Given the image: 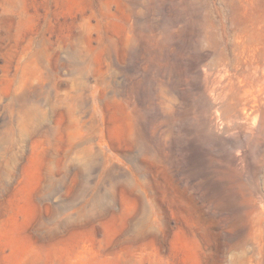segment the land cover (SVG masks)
<instances>
[{"label": "rangeland", "instance_id": "obj_1", "mask_svg": "<svg viewBox=\"0 0 264 264\" xmlns=\"http://www.w3.org/2000/svg\"><path fill=\"white\" fill-rule=\"evenodd\" d=\"M0 264H264V0H0Z\"/></svg>", "mask_w": 264, "mask_h": 264}]
</instances>
